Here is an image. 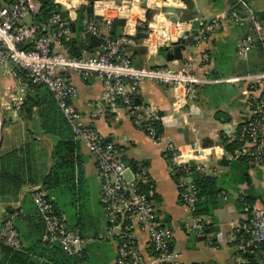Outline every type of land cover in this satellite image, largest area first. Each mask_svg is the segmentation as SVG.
I'll use <instances>...</instances> for the list:
<instances>
[{"label": "crops", "instance_id": "0c3cea01", "mask_svg": "<svg viewBox=\"0 0 264 264\" xmlns=\"http://www.w3.org/2000/svg\"><path fill=\"white\" fill-rule=\"evenodd\" d=\"M102 1L106 2L104 3L107 7L106 15L110 16L112 21L126 19L133 23L132 37L135 45L126 48L125 54L135 67L178 68L191 63L197 76H206L207 79L216 81L200 87L198 98L193 102H185L176 91L149 82L143 83L135 94L137 103L154 105L158 108L163 118L160 126L166 140L179 146L195 144L204 149V155L209 160L203 162L210 169V175L204 177L214 178L218 190L212 202L209 203L208 209L201 214L198 211L196 213L208 223L206 228H203L201 232L197 229L193 232L187 231L186 227L195 224L194 216L179 200L176 182L170 173L163 145L156 144L145 133L138 130L126 115L122 105L115 103L109 107L104 116L90 118L91 110L84 103L96 102L101 98L102 84L97 74L85 79L73 72H61V75L77 90V98L73 101L75 109L81 114L86 125L94 128L104 141L114 143L119 154L127 157L130 174L139 167L144 169L153 184V190L147 189L149 198L161 225L173 231L172 247L179 261L183 264H243L234 246L237 224L241 221V206L236 198L245 195L252 199L251 203L256 207L264 208V200L261 196L264 192V182L258 179L259 172L264 174V167L251 165L244 160L229 159L233 151L227 152L221 140L227 139L228 135L237 130V124L242 115L248 111L246 96L243 93L246 83L237 79L248 74L263 72L260 57L253 52L264 45L257 44L249 52L247 59L242 60L237 54V47L244 31L233 27L228 19L231 13L229 11L232 9L231 2L234 3V9L240 8L239 2L237 0H196L202 14V20L199 23L220 18L223 28L208 36L203 42H198V33L189 34L183 38L185 44L178 45L181 58L175 60L170 58L172 49L181 40L182 33L190 32V24L173 23L169 16L161 11V8L165 6L182 8L180 0H146V9L140 7L142 0ZM241 1L257 14L264 11V3L260 4L264 0ZM121 3L127 4L124 5L126 6L125 15L120 17L117 15L115 6ZM95 13L97 14L98 11L96 10ZM155 14L160 21H153ZM71 17L73 21L70 22L72 32L70 43L75 42V46L84 44V49L80 52L81 57L97 55L101 50L99 45L91 47L88 42L90 36L83 30L82 25L85 24L86 19L84 12ZM26 22L31 23V19H26ZM151 23H158L161 27L168 28L170 33H175V27L179 26L180 35L169 47L149 49L145 38ZM125 32H128V29L124 25L122 33ZM68 45L64 47V51L72 55L69 53ZM205 53L208 54L206 62L201 59ZM8 66L4 68L0 64V107L7 123L6 128L4 127L0 154L29 146L36 155L47 154V162L50 163L52 138L41 130L37 110L34 109L31 118L23 113L18 115L13 112L12 96L18 84L9 73L12 66ZM236 103L243 104L246 111H240ZM6 130L9 131L7 134ZM72 141L76 144L75 155L78 162L72 182L69 186L64 185L51 190L49 194L54 197L55 206L64 218L65 224L71 228H78L80 231L84 241L80 264H115L116 243L97 239L106 232L107 222L99 203L100 185L95 161L83 143L74 141L73 135ZM186 141L190 144H186ZM205 141H208L206 147H202L201 144L203 145ZM129 177L130 175L126 176L127 179ZM39 187L41 186H24L17 195L6 196L5 200L0 202V225L2 218L11 210L19 211L20 214L14 219V224L16 229L18 225L27 236L22 239L24 253L28 255L32 264H54L50 248L42 245L40 241L43 222L32 200L33 192ZM55 190L75 197L74 221L68 213L67 206L57 202L52 194ZM224 192L228 193L229 198L222 197ZM61 206L66 214L60 209ZM6 207L10 210L7 211ZM68 221L72 222L68 224ZM134 241L138 259L136 262L127 264H161L152 253L145 232L134 230ZM62 252L64 253L63 250Z\"/></svg>", "mask_w": 264, "mask_h": 264}, {"label": "built area", "instance_id": "2783aa9c", "mask_svg": "<svg viewBox=\"0 0 264 264\" xmlns=\"http://www.w3.org/2000/svg\"><path fill=\"white\" fill-rule=\"evenodd\" d=\"M50 1L53 8L45 17L40 13V0H2L0 3V64L4 68L12 66L9 73L18 84L12 96L13 112L18 115L21 113L26 94L33 86H44L52 94L71 129L74 141L83 143L95 161L100 185L99 203L107 222L106 232L97 239L116 243L115 264L137 261L134 230L146 233L150 249L159 263L183 264L172 247L173 231L161 225L149 198L147 189L153 190V184L144 169L139 167L131 171L128 179L125 177L129 167L120 160L119 150L114 143L104 141L94 128L83 122L81 114L73 105L77 90L61 72H73L85 79L97 74L100 78V100L84 103L91 110L90 118L104 116L109 107L119 103L138 130L156 144L163 145L179 200L194 216L195 224L186 227L190 232L196 229L201 232L208 225L196 214L201 198L193 178L195 175H210L208 165L203 162L209 159L200 146L175 145L164 138L163 132L158 133L153 127L154 124L160 127L162 123L158 108L137 103L135 94L143 83L149 82L176 91L185 102H193L198 98L200 87L216 81L197 76L191 63L178 68L135 67L125 54L126 48L135 45L133 23L125 19L128 32L119 37L112 35V18L106 15V2L102 0L94 5V10L97 7L103 18L102 22L84 20L85 34L99 41L100 52L87 58L69 55L64 47L72 39L70 22L73 21L71 16L76 15L72 6L74 1L79 0ZM237 1L240 8L231 11L228 19L233 27L244 31L237 54L246 60L257 44L264 45V18L241 0ZM125 4L115 6L120 17L125 15ZM61 5L68 11L70 22L60 18ZM26 19H31V23H27ZM155 20L160 21L156 14ZM222 28L220 18L200 22L198 42H203ZM175 30V33H170L168 28L151 23L146 31L147 47H169L180 35V27L176 26ZM201 59L206 62L208 54L202 55ZM17 70H21L24 75H19ZM237 81L246 83L243 93L248 111L242 115L237 130L228 135L229 141L238 144L229 159L244 160L251 165L264 167V72L248 74ZM222 197L229 198V195L224 192ZM32 200L43 222L40 237L42 245L49 248L59 246L67 256L80 257L84 244L80 231L65 224L49 192L39 187L33 192ZM236 201L241 206V221L236 228L235 249L243 264H264V208L256 207L245 195L238 196ZM19 214L16 209L11 210L0 225V243L12 251L23 249L14 224Z\"/></svg>", "mask_w": 264, "mask_h": 264}, {"label": "trees", "instance_id": "16d2710c", "mask_svg": "<svg viewBox=\"0 0 264 264\" xmlns=\"http://www.w3.org/2000/svg\"><path fill=\"white\" fill-rule=\"evenodd\" d=\"M40 1V13L42 17H45L53 7L50 0ZM231 5L232 11L235 7L232 2ZM258 15L264 18V11ZM68 47L70 54L80 56L84 44L75 46V42H71ZM261 71L264 72V68ZM17 72L21 76L24 75L21 70ZM34 109L37 110L41 130L52 138L50 163L47 162V154L36 155L29 146L0 154V202L5 200L6 196L17 195L24 186H41L50 192L64 185L69 186L74 177L75 166L78 165L75 155L76 144L72 141L71 131L52 94L44 86H33L29 90L21 113L31 118ZM153 127L158 133L162 132L161 126L154 124ZM221 143L229 153L238 146L236 141H229L228 138H222ZM193 180L202 198L197 205V211L201 214L208 209L209 203L218 193L216 180L198 175H195ZM248 200L252 202V199L248 198ZM6 210L9 211L10 208L6 207ZM49 250L52 252L54 264H80V257H69L58 246L50 247ZM0 264H32V261L30 262L23 249L12 251L0 243Z\"/></svg>", "mask_w": 264, "mask_h": 264}, {"label": "water", "instance_id": "95a60500", "mask_svg": "<svg viewBox=\"0 0 264 264\" xmlns=\"http://www.w3.org/2000/svg\"><path fill=\"white\" fill-rule=\"evenodd\" d=\"M100 0H79L74 1L73 6L75 14H78L80 12H84L86 19L89 21H97L99 23L102 22L103 18L101 15H97L94 12V5L96 2ZM180 3L183 5L182 8H176V7H162L161 11L164 14H167L169 16L170 21L173 23H185L190 24V32H184L181 34V40L176 43L172 49V55L170 58L172 59H180V46L178 45H184L185 41H183V38L188 36L189 34L196 35L197 30L199 27V21L202 20V14L199 11L197 7V1L196 0H180ZM147 1L142 0L140 3V7L142 9H146ZM59 16L62 20L65 22H70V19H68V11L66 10L65 6L61 5L59 8ZM146 16L148 17V13L146 12ZM208 22V20H206ZM125 25V19H115L111 23V34L119 37L122 35V29ZM185 40V39H184ZM89 45L91 47H97L99 45V41L95 37H89L88 38ZM91 55L90 57H92ZM4 114L2 112V109L0 107V149L3 141V134H4ZM185 132V131H184ZM208 141H205L202 147H206V143ZM186 144H190L189 141H186ZM120 160L125 164V166H128V159L125 155H120Z\"/></svg>", "mask_w": 264, "mask_h": 264}, {"label": "rangeland", "instance_id": "374dc122", "mask_svg": "<svg viewBox=\"0 0 264 264\" xmlns=\"http://www.w3.org/2000/svg\"><path fill=\"white\" fill-rule=\"evenodd\" d=\"M0 3H2V0H0ZM263 3L264 2H262L260 4H263ZM82 26H83V30H85V25H82ZM253 54L260 57L261 68H264V46H260V48H256L255 51L253 52ZM236 106L240 109V111H246V108H245V106L243 104L236 103ZM6 125H7V123L5 122L4 123V127L5 128H6ZM8 132L9 131L6 130V134ZM251 168H253L254 170H257L254 167H251ZM259 174H260L259 177H258L259 181H263L264 182V174L262 172H259ZM128 175H130L129 169L126 172V176H128ZM52 194L55 196L57 202H59L63 206H65V205L67 206L68 213L70 214L71 217H73L72 220L74 221L75 220V218H74L75 216H73V215H75V212H76L75 211V208H76V206H75V204H76L75 197L71 196L69 193H67V194L66 193L65 194L61 193L58 190L53 191ZM261 196L263 197V200H264V192L261 193ZM68 203H70V204L68 205ZM60 209L66 214L65 209L62 206L60 207ZM2 220H3V218H2ZM70 222H72V221H68V224ZM16 225H17V221H16ZM17 229L19 230V235H20V239H21V242H22V239L27 238V236H26L25 233H23L21 231V229L19 228L18 225H17Z\"/></svg>", "mask_w": 264, "mask_h": 264}]
</instances>
